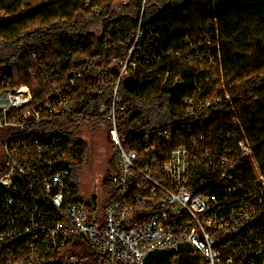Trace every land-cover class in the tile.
Listing matches in <instances>:
<instances>
[{
	"label": "built area",
	"instance_id": "built-area-1",
	"mask_svg": "<svg viewBox=\"0 0 264 264\" xmlns=\"http://www.w3.org/2000/svg\"><path fill=\"white\" fill-rule=\"evenodd\" d=\"M160 39L140 20L131 43L102 39L94 70L91 58L71 64L96 44L82 34L69 39L77 50L42 59L41 103L28 86L0 87V264H146L158 251L168 264H264V176L234 100L207 89L222 70L218 33L187 38L177 51ZM171 57L193 67L192 89L174 94L162 123L132 122L125 79L186 86L163 69ZM56 119L104 131L115 164L105 205L79 197L70 165L86 159L85 142L51 134ZM167 262L163 254L153 260Z\"/></svg>",
	"mask_w": 264,
	"mask_h": 264
},
{
	"label": "trees",
	"instance_id": "trees-1",
	"mask_svg": "<svg viewBox=\"0 0 264 264\" xmlns=\"http://www.w3.org/2000/svg\"><path fill=\"white\" fill-rule=\"evenodd\" d=\"M140 20L145 30L159 32V42L166 51L183 49L187 38L218 33L222 70L215 75L219 76L222 88H218L220 83L215 78L207 89L227 92L234 100L236 114L264 176V0H172L168 3L155 0H0V87L3 84L12 88L29 86L33 104L41 103V74L37 68L42 59L49 60L48 56L57 51L67 54L68 50H77L70 45L69 39L88 34L95 40V46L89 52L78 51L71 64L81 68L82 63L91 58L95 70L102 65L96 59L102 39L108 37L112 41L119 34L121 40L131 43ZM102 21L105 25L99 36L93 29ZM66 44L64 49L60 47ZM162 66L163 69L171 68L172 76L183 75L188 80L187 85L169 88L156 76L155 82L137 86L133 94L124 88L122 92L133 101L134 108L139 96L147 99L171 96L173 102L174 94L192 89L195 71L186 61L171 57ZM210 75L213 73L207 76ZM84 84L81 80L79 92L86 88ZM131 121L149 124L142 111L132 114ZM46 123L47 120H42L34 125L37 134ZM48 126L47 129H53ZM5 138L6 133L0 131L1 148ZM69 140L73 138L70 136ZM79 144L80 151L87 153L88 146ZM85 160L79 164L84 165Z\"/></svg>",
	"mask_w": 264,
	"mask_h": 264
},
{
	"label": "rangeland",
	"instance_id": "rangeland-1",
	"mask_svg": "<svg viewBox=\"0 0 264 264\" xmlns=\"http://www.w3.org/2000/svg\"><path fill=\"white\" fill-rule=\"evenodd\" d=\"M155 1L168 3L172 0ZM104 25V21H102L93 31L99 36L102 35ZM217 80L220 83L218 88L221 89L222 82L219 79ZM134 103H136L135 110L142 111L147 120L146 122L153 125H158L167 119L173 106L171 96L168 99L156 97L147 99L139 96L137 100L135 99ZM52 125L54 128L49 131L51 134L61 135L67 139L73 135L75 139H82L87 144L88 151L85 164L80 165L74 162L70 165L73 171V184L77 187L81 199L105 205L109 201L111 193L106 179L115 171V164L111 162L112 147L104 140V131L100 126L79 127L65 121V119H56ZM2 162L3 151L0 146V164Z\"/></svg>",
	"mask_w": 264,
	"mask_h": 264
},
{
	"label": "water",
	"instance_id": "water-1",
	"mask_svg": "<svg viewBox=\"0 0 264 264\" xmlns=\"http://www.w3.org/2000/svg\"><path fill=\"white\" fill-rule=\"evenodd\" d=\"M124 87L130 92V93H134L135 90H136V80L134 77L132 76H129L125 79L124 81ZM143 217V216H141ZM163 254L164 255V259L166 260L167 262V251H163V252H160L158 251L157 253H150L146 259V264H153V260H154V257L155 255H161ZM168 264V262H167Z\"/></svg>",
	"mask_w": 264,
	"mask_h": 264
},
{
	"label": "flooded vegetation",
	"instance_id": "flooded-vegetation-1",
	"mask_svg": "<svg viewBox=\"0 0 264 264\" xmlns=\"http://www.w3.org/2000/svg\"><path fill=\"white\" fill-rule=\"evenodd\" d=\"M111 156H112V152H111ZM112 158V157H111Z\"/></svg>",
	"mask_w": 264,
	"mask_h": 264
}]
</instances>
